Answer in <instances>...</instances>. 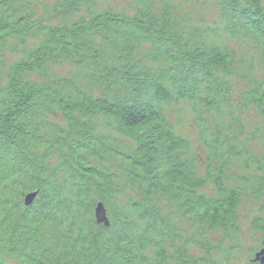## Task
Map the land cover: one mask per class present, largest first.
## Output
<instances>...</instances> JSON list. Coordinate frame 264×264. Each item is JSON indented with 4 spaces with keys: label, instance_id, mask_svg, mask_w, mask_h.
<instances>
[{
    "label": "trees",
    "instance_id": "trees-1",
    "mask_svg": "<svg viewBox=\"0 0 264 264\" xmlns=\"http://www.w3.org/2000/svg\"><path fill=\"white\" fill-rule=\"evenodd\" d=\"M133 1L0 0V264H212L189 249L228 259L207 234L237 228L244 193L264 199V0H188L208 24ZM250 226L263 248L264 203Z\"/></svg>",
    "mask_w": 264,
    "mask_h": 264
},
{
    "label": "rangeland",
    "instance_id": "rangeland-1",
    "mask_svg": "<svg viewBox=\"0 0 264 264\" xmlns=\"http://www.w3.org/2000/svg\"><path fill=\"white\" fill-rule=\"evenodd\" d=\"M171 1L178 4L181 8V16L187 17V19H185L186 22L198 24L201 19H205V22L208 24V22L211 21L210 16L213 15V8L209 6L210 4H201V6L198 1L189 3H187L188 0ZM97 6L100 8L111 7L132 14L136 4L133 0H97ZM70 67V65L63 64L60 68L55 70H58L59 74H67L68 71L70 72L73 70V67L71 69ZM238 84L241 90L243 87L247 88L249 81L246 83L242 80L239 81ZM170 112L171 113H168L169 122L180 135L189 139L191 143L190 153L192 154L193 151L194 154L192 155L196 158L200 168L203 169L205 167V150L202 145L197 142V130L188 109L184 105H177L173 106ZM245 117H248V115L246 114ZM252 120H254V117ZM233 173L238 174L243 173V171L236 165H232L226 172V176H231ZM234 183L239 187H244L243 183L239 180L234 181ZM213 190L212 185L208 182L199 189V192L208 196H213ZM263 203L264 199L255 200L248 193H244L237 210L238 219L235 221L237 228L230 225L229 230L218 228L207 234L206 239L214 246L219 247L220 250L230 247L228 250L230 252L228 259L216 249L210 253L200 248L196 250L189 249V251L192 252L195 257L205 258L206 261L212 264H254L250 261L254 253L262 247L260 240L262 235L251 228L250 220L254 215L259 213V207H261ZM9 262L15 264L12 261Z\"/></svg>",
    "mask_w": 264,
    "mask_h": 264
},
{
    "label": "water",
    "instance_id": "water-1",
    "mask_svg": "<svg viewBox=\"0 0 264 264\" xmlns=\"http://www.w3.org/2000/svg\"><path fill=\"white\" fill-rule=\"evenodd\" d=\"M36 195L37 192L28 193L24 198V205L30 206L33 200L35 199ZM95 218L97 222H102L107 225L106 219L104 217V210L101 204H98L95 209ZM252 262L257 264H264V247L254 254Z\"/></svg>",
    "mask_w": 264,
    "mask_h": 264
}]
</instances>
